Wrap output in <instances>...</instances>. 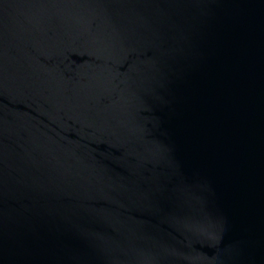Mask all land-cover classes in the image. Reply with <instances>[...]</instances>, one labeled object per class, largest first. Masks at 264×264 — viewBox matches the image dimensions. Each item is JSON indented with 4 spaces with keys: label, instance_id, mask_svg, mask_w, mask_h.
<instances>
[{
    "label": "water",
    "instance_id": "water-1",
    "mask_svg": "<svg viewBox=\"0 0 264 264\" xmlns=\"http://www.w3.org/2000/svg\"><path fill=\"white\" fill-rule=\"evenodd\" d=\"M0 264H264V0H0Z\"/></svg>",
    "mask_w": 264,
    "mask_h": 264
}]
</instances>
